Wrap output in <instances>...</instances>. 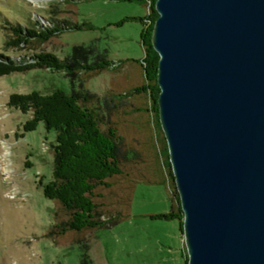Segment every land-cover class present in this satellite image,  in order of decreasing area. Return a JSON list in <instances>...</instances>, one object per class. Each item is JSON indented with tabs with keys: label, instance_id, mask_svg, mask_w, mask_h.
<instances>
[{
	"label": "water",
	"instance_id": "water-1",
	"mask_svg": "<svg viewBox=\"0 0 264 264\" xmlns=\"http://www.w3.org/2000/svg\"><path fill=\"white\" fill-rule=\"evenodd\" d=\"M159 118L188 264H264V0H157Z\"/></svg>",
	"mask_w": 264,
	"mask_h": 264
},
{
	"label": "rangeland",
	"instance_id": "rangeland-1",
	"mask_svg": "<svg viewBox=\"0 0 264 264\" xmlns=\"http://www.w3.org/2000/svg\"><path fill=\"white\" fill-rule=\"evenodd\" d=\"M146 15L145 5L137 0H0V55H31L26 50L7 49V21L27 28L37 21L47 26L66 21L76 26L90 24L94 29L64 32L41 51L65 60L74 47L94 43L107 52L109 61L124 65V70L94 78H71L43 69L0 78V264H187L180 222L152 219L173 210L172 195L156 161L151 138L155 143V130L149 134L144 125L142 129L137 126L136 118L127 115L129 106H122L115 120L128 146L142 155L128 162L125 170L134 179L146 176L134 185L127 218L85 236H53L60 223L59 205L45 198L43 187L54 178L56 133L43 123L35 132L24 133L32 116L8 105L14 94L47 95L57 90L71 94L81 84L103 101L111 91L122 95L142 75L137 64L125 61H142L145 54L142 24L131 20L120 24ZM84 246H89L87 252Z\"/></svg>",
	"mask_w": 264,
	"mask_h": 264
},
{
	"label": "trees",
	"instance_id": "trees-1",
	"mask_svg": "<svg viewBox=\"0 0 264 264\" xmlns=\"http://www.w3.org/2000/svg\"><path fill=\"white\" fill-rule=\"evenodd\" d=\"M137 1L147 9L145 19H126L120 26L130 20L138 21L143 26L141 45L144 59L137 62L125 61L126 64L135 63L140 68L142 75L139 83L124 91L122 95L111 91L104 101L86 90L83 84L71 94L57 90L47 95L33 92L27 95L14 94L10 97V108L32 116L23 127L24 133L35 132L41 123L48 131L56 133V143L53 146L54 178L43 187L45 198L59 205L60 223L55 226L53 236H85L107 229L127 218L130 194L135 183L143 180L146 174L134 179V175L125 170L126 164L138 156L141 157L142 153L130 148L120 134V122L115 118L118 119V111L124 105L131 108L127 115L136 118L137 126L142 129L144 125L149 134L152 128L155 130V143L154 138L150 136L156 161L172 195L173 210L169 214L154 216L152 219L177 220L183 231L184 214L159 118L160 57L152 44L154 26L159 18L156 11L157 0ZM93 29L90 24L76 26L66 21L52 22L49 26L37 21L28 28L7 21V49L26 50L31 52V55L18 58L0 55V78L33 69L64 73L71 78H94L107 71L124 70L123 63L109 61L107 52H102L94 43L74 47L72 54L65 60L41 51L48 42L64 32ZM124 184L126 186L122 188ZM116 205H120L119 208H114ZM84 247L87 252L89 246ZM83 257H87L86 253Z\"/></svg>",
	"mask_w": 264,
	"mask_h": 264
}]
</instances>
